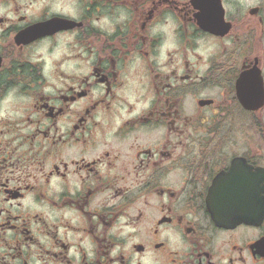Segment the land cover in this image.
I'll return each mask as SVG.
<instances>
[{
  "label": "flooded vegetation",
  "instance_id": "flooded-vegetation-1",
  "mask_svg": "<svg viewBox=\"0 0 264 264\" xmlns=\"http://www.w3.org/2000/svg\"><path fill=\"white\" fill-rule=\"evenodd\" d=\"M5 110L0 264H264V0H0Z\"/></svg>",
  "mask_w": 264,
  "mask_h": 264
},
{
  "label": "clouds",
  "instance_id": "clouds-1",
  "mask_svg": "<svg viewBox=\"0 0 264 264\" xmlns=\"http://www.w3.org/2000/svg\"><path fill=\"white\" fill-rule=\"evenodd\" d=\"M124 19H126V17L124 15H121V16H119L117 22L123 21ZM102 23L106 25V24H109L110 21H109V19L107 17H105ZM41 51L43 52L44 50L42 49ZM65 54L69 55V56L73 55V53L68 52L67 50H65ZM60 55L61 54L59 52H57L51 58H49V56H47V55L43 56V59L46 61V64H45V66L43 68V74L45 76H48L49 70H50V68L52 66L53 59L59 60L60 59ZM76 63H79V62L78 61H68L65 64L61 65V70L65 71V72H69L71 74V72L74 70V65ZM13 96H14V92H9L8 96L5 98V101H4L5 105H7L8 103H10L13 100ZM0 115L7 116V115H9V113H8L7 110H5L3 113H0Z\"/></svg>",
  "mask_w": 264,
  "mask_h": 264
}]
</instances>
